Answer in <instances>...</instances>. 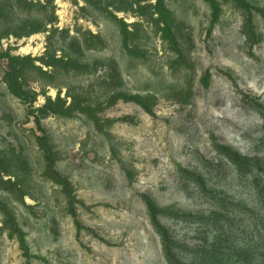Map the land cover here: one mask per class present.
Instances as JSON below:
<instances>
[{
  "label": "rangeland",
  "instance_id": "obj_1",
  "mask_svg": "<svg viewBox=\"0 0 264 264\" xmlns=\"http://www.w3.org/2000/svg\"><path fill=\"white\" fill-rule=\"evenodd\" d=\"M28 1L0 264H264V0Z\"/></svg>",
  "mask_w": 264,
  "mask_h": 264
},
{
  "label": "trees",
  "instance_id": "obj_2",
  "mask_svg": "<svg viewBox=\"0 0 264 264\" xmlns=\"http://www.w3.org/2000/svg\"><path fill=\"white\" fill-rule=\"evenodd\" d=\"M41 5V4H40ZM33 4L32 2L28 0H0V24L5 25V35H14L17 38L29 36L31 34H34L38 32L39 30L43 29L46 25L44 24V21H35L34 19L29 20H14L10 17V14L14 12L15 9H19V11H28L30 12L32 8L39 6L40 10L43 9L42 5ZM48 24H53L54 20L50 19L48 20ZM2 37V36H0ZM25 60V59H21ZM28 60V59H27ZM24 62V61H23ZM33 66V63H32ZM18 68L16 71V77H12V74L8 75V81L7 84L10 86L13 82L15 84V88L11 89V93L13 96H16L18 98L24 97V89L20 82H16V80L19 79V77H22L20 75V70L22 68H26V66L21 63L15 64L12 69ZM19 86V88H18Z\"/></svg>",
  "mask_w": 264,
  "mask_h": 264
}]
</instances>
